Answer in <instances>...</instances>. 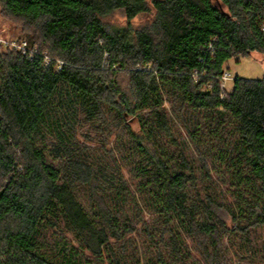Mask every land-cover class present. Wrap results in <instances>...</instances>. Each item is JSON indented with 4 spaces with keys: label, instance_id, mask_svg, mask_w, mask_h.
I'll use <instances>...</instances> for the list:
<instances>
[{
    "label": "trees",
    "instance_id": "1",
    "mask_svg": "<svg viewBox=\"0 0 264 264\" xmlns=\"http://www.w3.org/2000/svg\"><path fill=\"white\" fill-rule=\"evenodd\" d=\"M0 3V264H264V0Z\"/></svg>",
    "mask_w": 264,
    "mask_h": 264
},
{
    "label": "rangeland",
    "instance_id": "2",
    "mask_svg": "<svg viewBox=\"0 0 264 264\" xmlns=\"http://www.w3.org/2000/svg\"><path fill=\"white\" fill-rule=\"evenodd\" d=\"M148 18L141 16L133 20L135 27L144 23ZM110 26H125L126 20L124 15L120 12L114 14L108 21ZM23 37L22 28L18 22H14L12 19L3 14L0 3V45L8 47L10 43L25 42ZM264 57L261 54H253L252 57L237 58L228 61L225 66L227 72L230 73V79L223 81V89L230 91L233 88L234 80L237 77L249 79V80H261L264 78ZM170 109V105L166 104ZM125 176L129 178L128 173L125 171ZM231 223V219H227Z\"/></svg>",
    "mask_w": 264,
    "mask_h": 264
},
{
    "label": "built area",
    "instance_id": "3",
    "mask_svg": "<svg viewBox=\"0 0 264 264\" xmlns=\"http://www.w3.org/2000/svg\"><path fill=\"white\" fill-rule=\"evenodd\" d=\"M9 47H11L12 49L18 50V51L22 52L23 54H25V53L28 52V48H27V43L26 42H21V43H18V44H16V43H10L9 44ZM45 62H46L47 65L50 64V60L48 58L45 60ZM230 78H231L230 77V73L226 71L223 74V77H222L221 87L224 85L223 84V81L224 80H229Z\"/></svg>",
    "mask_w": 264,
    "mask_h": 264
}]
</instances>
